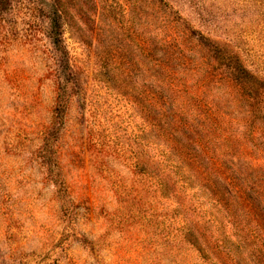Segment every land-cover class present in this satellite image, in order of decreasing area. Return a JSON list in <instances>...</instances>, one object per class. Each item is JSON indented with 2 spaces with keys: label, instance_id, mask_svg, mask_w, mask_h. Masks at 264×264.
<instances>
[{
  "label": "rangeland",
  "instance_id": "obj_1",
  "mask_svg": "<svg viewBox=\"0 0 264 264\" xmlns=\"http://www.w3.org/2000/svg\"><path fill=\"white\" fill-rule=\"evenodd\" d=\"M114 5L115 0H13L9 12L0 11V264L178 262L176 241L167 240L177 222L159 193L133 172L137 119L130 116L128 102L113 101L99 77L107 68L118 74L128 64L134 77L119 74L110 85L135 87V94L143 95L146 61L134 43L110 27L103 9ZM55 10L70 25L64 38L82 90L58 137L53 171L63 180L61 191L45 179L37 158L38 131L50 116L54 96L44 76L48 44L40 30L29 28L47 24ZM151 13H140L139 38L146 35ZM228 15L247 64L264 70V0L236 2ZM6 23L17 26L8 49ZM115 44L128 49L121 52ZM110 52L111 63L106 60ZM225 97L235 100L234 92ZM235 124L233 142L248 130ZM263 136L257 150L264 152ZM240 158L242 167L254 163ZM186 262L200 264L195 253Z\"/></svg>",
  "mask_w": 264,
  "mask_h": 264
},
{
  "label": "trees",
  "instance_id": "obj_2",
  "mask_svg": "<svg viewBox=\"0 0 264 264\" xmlns=\"http://www.w3.org/2000/svg\"><path fill=\"white\" fill-rule=\"evenodd\" d=\"M239 1L115 0L103 9L110 27L134 43L146 61L142 96L135 87L110 85L119 74L134 77L128 64L118 74L107 68L99 77L113 101L128 102L130 116L137 119L133 172L159 193L177 222L175 234L167 233L169 243L176 241L177 264H188L191 253L200 264H264V159L258 164L264 152L257 150L264 135V70L247 64L239 32L229 20L231 6ZM12 2L0 0V11L9 12ZM144 10L153 13L139 38ZM49 15L47 24L29 26L48 44L44 76L54 96L36 152L45 179L61 191V175L53 171L58 137L82 90L64 38L70 25L58 10ZM16 27L2 25L6 49ZM113 57L110 52L106 60L111 63ZM226 88L224 96L212 93ZM233 92L235 100L229 102L225 96ZM235 122L248 130L233 142ZM240 156L254 163L242 167Z\"/></svg>",
  "mask_w": 264,
  "mask_h": 264
}]
</instances>
